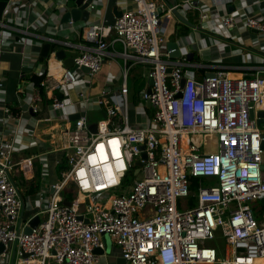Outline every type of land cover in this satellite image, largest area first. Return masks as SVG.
<instances>
[{
	"label": "built area",
	"instance_id": "built-area-1",
	"mask_svg": "<svg viewBox=\"0 0 264 264\" xmlns=\"http://www.w3.org/2000/svg\"><path fill=\"white\" fill-rule=\"evenodd\" d=\"M41 1L7 2L0 18V57L5 49L15 52L21 47L23 67L29 66L31 55L25 50L33 43L8 25L12 11L24 12L26 19L33 14L26 27L35 31L58 16L39 14L36 7ZM47 1L59 9L68 2ZM98 1L90 0L86 22L67 23L77 25L75 35L84 42L77 47L72 68H63L57 51L50 50L46 67L35 73L41 80L25 98L33 114L37 103L50 102L53 111L63 113L67 126L65 110L81 109L56 148L63 152L67 168L51 186V195L41 199L42 210L35 214L40 223L29 234L24 230L35 216L24 221V200L16 178L32 180L36 158L14 157L19 141L30 136L21 126L23 114L15 113L24 90L15 91L13 106L0 77V264H9L14 243L15 264H101L106 256L105 236L123 264H264L263 132L251 118L264 98V78L237 77L223 67L201 72L208 66L189 61L188 51L181 53L189 44L186 38L175 41L178 59L170 58L173 50L162 51L171 36L166 31L182 24L174 11L187 20L194 17L199 29L208 32L199 41L192 39L204 50L231 54L224 40H234L249 48L261 42L264 51V0H240L243 5L230 12L225 8L235 0L222 4L178 0L166 9L150 0H129L131 6L125 0L113 25L103 20ZM257 5L261 7L256 12ZM250 32L255 37H244ZM46 43L56 42L47 38ZM115 44L121 45L125 61L121 85L113 94L91 98L85 80L100 71ZM61 46L75 47L69 42ZM130 61L145 66L151 81L149 92L144 90L140 98L149 102L152 117L138 109L137 126L144 121L140 128L129 122ZM51 62L58 69L52 71ZM113 81L108 79L109 84ZM76 86L78 91L71 95ZM90 105L105 109L94 132L85 114ZM191 178L199 182L195 206L190 207ZM69 186L71 198L67 199L64 192ZM179 200H183L180 209ZM217 236L223 239V259L215 247L205 246L214 244Z\"/></svg>",
	"mask_w": 264,
	"mask_h": 264
},
{
	"label": "crops",
	"instance_id": "crops-1",
	"mask_svg": "<svg viewBox=\"0 0 264 264\" xmlns=\"http://www.w3.org/2000/svg\"><path fill=\"white\" fill-rule=\"evenodd\" d=\"M13 1L24 4L28 3L30 0ZM69 1L71 0H68V2ZM123 1L125 0L98 1V9L100 10L101 16L106 24H114L116 18L119 16L118 14L121 11V5H123L121 2ZM150 1L154 2L158 8L166 9L168 7V2L171 0ZM216 1H218V3L221 2L222 4V2L225 0ZM53 3L54 2L52 1L50 2L43 0L37 5L36 11L42 16H46L51 13H56L58 16L50 19L47 24H43L36 31L31 28L27 29L26 27L27 23L34 20L33 14L30 15L29 19H26L24 12L21 14L15 11L11 12L13 21L12 24H9L8 26L13 28L14 31H12L16 34H18L20 31V35L24 36L29 42L33 43L30 48H26L25 50L26 53L29 54L30 52L31 55L29 66L27 67L26 65V67L24 66L25 68L23 67L25 59L23 60L20 55V52L23 49L21 47L16 48L15 52L5 49L3 50V53L0 57V77L4 81L9 103L15 106V91L18 88H22L24 90V95L23 93L21 94L23 102L18 103L20 108L16 110L15 113L21 112V114H23L21 117V126L24 129V134L26 135L30 133V136L29 138L25 137L21 142L19 141L20 150L14 157L16 160L24 158H36L32 180H25L21 177L16 178L17 184L20 188L21 197L24 200L25 209L22 212L24 221H28L33 216H35V214L42 210V208L39 210L41 206V199L51 195V186L61 180L62 173L66 170L67 166L65 159L63 158V152L58 151L56 148L61 147L60 145H62V142L64 141V139L61 138L65 129L72 125L74 117L78 116L77 112L81 110L78 106H71L65 110V114H67L69 117V123L67 126V123L64 122L62 117L63 113L53 111L51 109L50 102L42 101L37 103V113L33 114L29 111L31 102L28 101V99L27 101L25 99L30 93H32L31 88L35 83L33 79L38 78L35 75L36 71L46 67L47 58L41 62L39 60V54L40 49L42 45L46 43L47 38L54 39L56 42L54 45H51L50 50L55 49L57 52L64 51L67 58H73L77 56L79 53L77 47L84 45L83 40L77 38L75 35V32L77 31L76 24L70 26L68 24L61 23V17L64 13V8L66 5H63L62 8L60 7L59 9ZM204 3L209 4V1L204 0ZM128 4L131 6V2L129 3V0ZM241 5H243L242 1L235 0L233 4L227 5L225 9L227 12H230V10L232 11L237 9L241 7ZM260 7V5H257L253 7V10L257 12ZM216 9H221V7L218 6ZM32 12L35 13L34 9ZM189 17L193 20L194 24L192 25H194L195 28L189 27V34L185 37H182L178 36L177 31H175L178 29V23H176L174 27L170 26L172 35L169 36L168 42H179L178 38H186L189 42V46L187 45V51L189 54H192L190 61L192 62V59L196 57L198 60L197 64L208 66L209 68L207 70H201V72H214L217 71L218 68L223 67L224 70L237 77L245 76L250 78H264V51H261V42H258L256 45L249 48L242 46L239 42L234 40H224L225 44L230 45V49L232 51L231 54L227 51H217L215 48L204 50L201 48L198 42H195V40L193 41L192 39L195 37L196 41H199L200 37L208 34V32L200 30L198 20L192 16ZM25 20L29 21L27 22ZM255 35V32H250L249 34H244V37L250 36L253 38ZM209 36H212V34H209ZM63 42H69L75 47L68 48L61 46V43ZM163 50H166V46L162 47V51ZM109 51V58L105 59L100 71L91 79L85 80V85L88 86L87 93L91 98L102 97L103 94H113L114 92L118 91V88L121 85L122 67L125 63L123 49L121 45L115 44L113 48L114 52H112L111 49ZM128 65L131 66L126 79V86L128 89L129 122L130 126L140 128L143 126L142 124L144 121H142V126H137L136 122H139V117L135 114V112L138 109L143 108L148 118L152 117V109L150 106H147V102H143L140 98L141 93L149 88L150 83L146 76L145 66L141 64H134V62L131 61L128 63ZM62 67L65 68L64 66ZM49 68L53 71L58 69V66L55 62H51L49 64ZM132 73L136 75L131 76ZM109 78L114 79L112 84L108 83ZM78 89V86H76L75 91H73L71 95H75ZM34 92L35 91H33V93ZM39 104H42V106L39 107ZM85 109V114L90 126L96 125V123L102 120L105 116L104 107L102 108L95 105H90ZM263 111L264 108L258 109V112ZM2 117L3 114L0 110V118ZM263 165L264 157L262 166ZM262 176L264 177V169H262ZM70 193L71 190L69 186L64 192L65 197L71 198ZM101 264H123L117 249L113 245L109 244L107 246L106 243V256L101 259Z\"/></svg>",
	"mask_w": 264,
	"mask_h": 264
},
{
	"label": "water",
	"instance_id": "water-1",
	"mask_svg": "<svg viewBox=\"0 0 264 264\" xmlns=\"http://www.w3.org/2000/svg\"><path fill=\"white\" fill-rule=\"evenodd\" d=\"M10 0H0V18L2 15V12L7 4V2H9ZM177 0H171L170 2H168L169 6H172L174 3H176ZM90 4V0H71L69 2L66 3V6L64 8V13L61 17V23L62 24H67L69 22H73V23H77V22H86L90 16V10L87 8L88 5ZM231 9V8H230ZM231 11V10H230ZM175 18L182 24L190 27V28H195L194 25H192L186 18L182 17L177 11L173 12ZM120 15V13L118 14ZM51 49V44L49 43H45L42 45L41 49H40V58L39 60L42 62L44 59H46L48 57L49 51ZM166 49L168 51L173 50L174 52L170 54V58L175 60L178 59L180 57V51L178 49V44L174 41H170L166 44ZM56 58L61 61L62 66H64L66 69L72 68L73 65V59L72 58H67L66 54L64 53V51H58L56 52ZM192 57V54L188 55V60L190 61ZM82 71L84 73H87L88 70L86 68H82ZM172 71L171 68L168 69V73L170 74ZM209 76H212V74H210ZM151 85V81L149 82ZM147 92H149V90H147ZM60 98V96H58V99ZM42 104H39V107H41ZM147 106L149 107L150 104L149 102H147ZM251 118H255L257 125L264 129V112H257L256 114H254L253 112H251ZM78 119V116H75L73 121ZM90 131H95L96 129V125L90 126ZM263 137V141L261 142V148L263 150V156H264V133L262 135ZM144 147L141 146L140 150H143ZM141 159H145V154L142 153L141 154ZM141 163L140 161L135 163V166L137 167V169H139L141 167ZM261 169H264V165L261 167ZM261 203L264 204V200H261ZM66 205H69L68 203L65 202ZM23 212V209H22ZM40 223V218L38 216H35L30 222H29V226L27 228H25L24 230V234H29L31 229L36 228V226ZM16 233H19V229H17ZM104 240L107 243V246L110 244L109 241V237L105 236ZM2 250V248L0 249ZM108 251V249H107ZM97 254H102L101 251L96 250L95 251ZM23 257H27L26 255H23ZM15 258H16V243H14L11 247V255H10V261L9 264H15Z\"/></svg>",
	"mask_w": 264,
	"mask_h": 264
},
{
	"label": "trees",
	"instance_id": "trees-1",
	"mask_svg": "<svg viewBox=\"0 0 264 264\" xmlns=\"http://www.w3.org/2000/svg\"><path fill=\"white\" fill-rule=\"evenodd\" d=\"M188 21L191 23V24H194L193 20L188 16ZM196 22V21H195ZM177 31V35L178 36H182V37H185L189 34L190 32V28L184 24H178V29L176 30ZM193 62H198L197 58L194 57L192 59V63ZM35 81L36 84L39 83V81L41 80L40 78H34L33 79ZM64 158V157H63ZM65 167V166H64ZM67 168V167H66ZM65 169V168H64ZM132 176V174L130 175ZM198 182H199V179H196V178H191V185H190V200L192 201L193 203V206H195V199L193 198V196L196 194V188H197V185H198ZM69 199V198H67Z\"/></svg>",
	"mask_w": 264,
	"mask_h": 264
},
{
	"label": "rangeland",
	"instance_id": "rangeland-1",
	"mask_svg": "<svg viewBox=\"0 0 264 264\" xmlns=\"http://www.w3.org/2000/svg\"><path fill=\"white\" fill-rule=\"evenodd\" d=\"M166 34L167 35H172V32H171V30L169 29V30H167L166 31ZM179 39V41H180V39L181 38H178ZM194 39H195V37H194ZM184 41H185V43H186V40L185 39H183ZM189 46V45H188ZM187 46V47H188ZM187 51V49L186 48H182L181 49V53L182 54H185V52ZM132 75H136V74H134V73H132L131 74V76ZM130 81H131V78H130ZM261 130H262V132L264 133V129H262L261 128ZM72 189V187L70 186V190ZM181 203H183V200H179L178 201V206H179V209H180V204ZM189 206L191 207V206H193V203H192V201L190 202V204H189ZM224 243H223V239L222 238H220L219 236H217V238H216V240H215V243L213 244V243H206V247H215V249L217 250V252H218V258L219 259H223V250H224V245H223ZM112 253H113V251H112Z\"/></svg>",
	"mask_w": 264,
	"mask_h": 264
},
{
	"label": "bare ground",
	"instance_id": "bare-ground-1",
	"mask_svg": "<svg viewBox=\"0 0 264 264\" xmlns=\"http://www.w3.org/2000/svg\"><path fill=\"white\" fill-rule=\"evenodd\" d=\"M262 108H264V99H262V102L259 105L258 109H262ZM61 136H62V134H61ZM115 155H117V154L115 153Z\"/></svg>",
	"mask_w": 264,
	"mask_h": 264
}]
</instances>
